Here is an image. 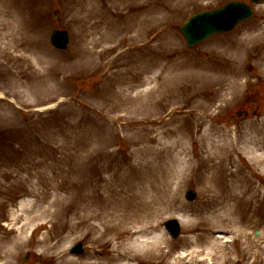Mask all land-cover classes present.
Segmentation results:
<instances>
[{
  "label": "rangeland",
  "instance_id": "1",
  "mask_svg": "<svg viewBox=\"0 0 264 264\" xmlns=\"http://www.w3.org/2000/svg\"><path fill=\"white\" fill-rule=\"evenodd\" d=\"M228 1L0 0V239L16 235L12 226L27 228L25 244L0 264H63L44 240H61L70 258L85 260L92 247L81 228L63 240L74 219L68 204L104 190L114 175L155 181L159 166L176 172L166 176L173 193L157 220L175 244L186 224L203 233L204 217L221 209L207 178L240 166L260 186V206L238 208L236 221L209 230L224 248L220 264H264V164H257L264 152V1L240 36L238 28L187 49L178 31L190 16ZM54 29L69 31L67 49L51 43ZM246 33L257 38L248 41ZM217 150L229 152L226 172L217 169ZM189 189L197 192L193 200ZM55 197H64L58 214L46 213ZM169 219L181 224L175 238ZM78 242L82 254L72 253ZM106 253L84 264H103Z\"/></svg>",
  "mask_w": 264,
  "mask_h": 264
},
{
  "label": "bare ground",
  "instance_id": "2",
  "mask_svg": "<svg viewBox=\"0 0 264 264\" xmlns=\"http://www.w3.org/2000/svg\"><path fill=\"white\" fill-rule=\"evenodd\" d=\"M243 38L251 41L257 38V34L246 33ZM100 42L101 38L95 37L92 44L95 43L94 45L97 46ZM103 53L104 51H100L97 55L101 56ZM233 76L242 77V73L236 71ZM240 81L234 84L235 88L240 87ZM130 88L133 87L130 86ZM173 132L178 133V129ZM252 132L257 134L259 130L255 129ZM176 145L177 142L173 143L170 149L175 150ZM154 153L156 156L162 154L160 150ZM218 153H220L218 150L213 152V157L217 158ZM220 154L221 167L219 165L217 169L226 172V167L222 163L229 158V152L226 150ZM263 154L257 157L259 165L264 164ZM176 162L178 163L179 160ZM239 167L229 172L228 175L226 174L225 177L211 176L207 178L209 191L217 195V200L214 201L216 207L221 205V209L216 213L210 212L208 217H204L208 228L203 233H199L198 227H188L186 224V234L183 235L180 244L169 242L161 230L160 224L157 223L160 213L170 205L167 204L165 198L168 197L170 200L171 193H173L172 181L166 180V176L171 175L170 171L176 173L170 166L167 170L159 166L162 175L158 176L155 181L146 184H140V179L135 180L136 184L132 182L131 178L127 181L124 176H111L106 180L104 190L96 194H84L80 200L77 199L76 204V199L68 204L74 207L71 208L74 219L71 229L63 237V240H68L74 231L81 228L82 235L89 237L92 247L85 260L70 258L67 246L60 245L61 240L54 244L50 240H44L42 243H47L46 250L55 249V253L63 264H84L91 259L97 262L99 256L104 252H107L108 255L101 261L103 264H220L219 260L223 257V253L220 256L219 254L224 248L219 250L222 245L219 244L218 238L212 239L213 229L209 230V228L224 229L226 222L236 221L232 217L234 211L242 208L243 211L250 212V209L253 210L254 201L257 207L260 206V186L254 185L253 181L249 180L250 178L244 175L241 172L242 168ZM131 169L130 165L125 168V170ZM179 171L181 170L178 169ZM228 176L233 178L227 181ZM127 186L128 189H126ZM202 192H204L203 189ZM63 203L64 197H55L50 202L55 210H46V213L58 214L59 205L62 206ZM20 204L22 207L23 204ZM9 230L16 232V235L8 240L0 239V260L8 262L13 260L16 251L25 244L27 228L25 225H20L16 229L12 226ZM177 253L180 254L177 255Z\"/></svg>",
  "mask_w": 264,
  "mask_h": 264
},
{
  "label": "water",
  "instance_id": "3",
  "mask_svg": "<svg viewBox=\"0 0 264 264\" xmlns=\"http://www.w3.org/2000/svg\"><path fill=\"white\" fill-rule=\"evenodd\" d=\"M251 1L256 3L261 0ZM251 15H253L252 6L244 2L233 1L214 11H206L190 17L184 25L179 27V30L184 36L187 46L191 49L209 39V37L211 38L212 35L228 31L237 23L250 19ZM51 41L54 46L64 50L70 42L69 32L63 29H55L51 33ZM196 193L195 190L190 189L187 197L193 200L196 197ZM166 228L173 237L178 236L181 230V226L176 219L168 220ZM73 252H83L82 244H76Z\"/></svg>",
  "mask_w": 264,
  "mask_h": 264
},
{
  "label": "flooded vegetation",
  "instance_id": "4",
  "mask_svg": "<svg viewBox=\"0 0 264 264\" xmlns=\"http://www.w3.org/2000/svg\"><path fill=\"white\" fill-rule=\"evenodd\" d=\"M244 23H247V22H243V23L237 25V27H236L235 29H233L232 31L228 32L227 34H231V33H233L235 30H237L238 28H240L241 26H243ZM245 31H246V30L243 29V27H242L241 29H239V31L236 33V35H239V36H240V35H242V33H244Z\"/></svg>",
  "mask_w": 264,
  "mask_h": 264
}]
</instances>
